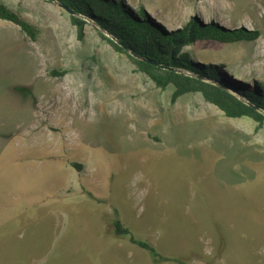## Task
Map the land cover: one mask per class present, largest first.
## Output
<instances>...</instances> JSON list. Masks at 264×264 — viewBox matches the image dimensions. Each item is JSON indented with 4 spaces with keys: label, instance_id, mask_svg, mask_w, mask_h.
Wrapping results in <instances>:
<instances>
[{
    "label": "rangeland",
    "instance_id": "374dc122",
    "mask_svg": "<svg viewBox=\"0 0 264 264\" xmlns=\"http://www.w3.org/2000/svg\"><path fill=\"white\" fill-rule=\"evenodd\" d=\"M124 1L166 31H258L188 51L237 83L264 81V0ZM0 3L37 29L34 42L0 21V264H155L111 234L116 217L162 257L264 264V125L197 93L172 104V86L134 72L91 23L78 40L53 1Z\"/></svg>",
    "mask_w": 264,
    "mask_h": 264
},
{
    "label": "trees",
    "instance_id": "16d2710c",
    "mask_svg": "<svg viewBox=\"0 0 264 264\" xmlns=\"http://www.w3.org/2000/svg\"><path fill=\"white\" fill-rule=\"evenodd\" d=\"M69 9L71 25L76 29V37L82 40L84 28L89 22L99 28L98 36L105 41L113 52L124 56L135 67L134 72L143 74L154 86L164 91L172 86L171 103L186 94H198L203 100L216 107L222 115L230 119L248 118L255 124V130L264 125V81L237 83L224 74L223 66L199 63L193 59L188 48L197 42H218L232 44L253 42L260 37L255 30H225L211 24H201L190 20L184 27L173 31L164 30L146 16L144 8L130 9L124 0H48ZM0 21L8 22L19 28L31 41L35 42L36 28L16 10L0 3ZM198 58V57H197ZM147 62L153 63L149 64ZM154 64L158 65L155 66ZM56 77H62L65 71H51ZM199 78L222 85L235 96L244 99L252 106L236 101L234 97L220 92L213 85L187 76ZM77 170L79 164H72ZM111 234L127 239L132 245L148 253L155 264L172 262L189 264L183 258L162 257L150 243L136 240L130 231L116 217L110 222ZM219 244V251L221 249Z\"/></svg>",
    "mask_w": 264,
    "mask_h": 264
},
{
    "label": "water",
    "instance_id": "95a60500",
    "mask_svg": "<svg viewBox=\"0 0 264 264\" xmlns=\"http://www.w3.org/2000/svg\"><path fill=\"white\" fill-rule=\"evenodd\" d=\"M59 6H60L61 8H63L64 10H66L67 12L72 13L69 9H67V8H65V7H63V6H61V5H59ZM89 23H90V22H89ZM98 29H99V28H98ZM99 31H101V30L99 29ZM147 63L153 65V63H150V62H147ZM154 65H155V66H158V65H156V64H154ZM186 75H187V74H186ZM187 76L195 77V78H198V79L201 80V81H204V82H206V83H209V84L213 85L214 87H216L217 89H219L220 92H222V93H224V94H227V95H230V96L234 97L236 101H239V102H241L242 104H245V105H248V106H252L250 103L246 102L244 99L239 98V97L235 96V94L229 92V91H228L225 87H223L222 85H218L217 83H212V82H209V81L203 80V79L199 78L198 76H195V75H192V74H188ZM263 114H264V113H263Z\"/></svg>",
    "mask_w": 264,
    "mask_h": 264
}]
</instances>
